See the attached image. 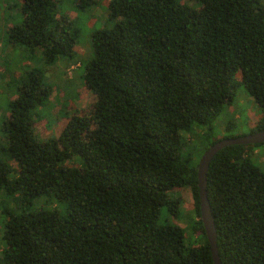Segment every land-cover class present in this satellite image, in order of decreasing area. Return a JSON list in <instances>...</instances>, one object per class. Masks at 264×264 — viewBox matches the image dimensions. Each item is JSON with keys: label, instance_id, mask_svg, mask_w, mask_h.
<instances>
[{"label": "trees", "instance_id": "obj_1", "mask_svg": "<svg viewBox=\"0 0 264 264\" xmlns=\"http://www.w3.org/2000/svg\"><path fill=\"white\" fill-rule=\"evenodd\" d=\"M19 1L22 20L9 28V43L45 67L73 58L77 33L58 0ZM107 20L90 35L83 74L94 100L57 136L34 133L52 91L42 66L24 72L8 104L0 125V264H213L198 161L182 148L194 141L201 156L233 137L225 132L233 122L218 136L213 123L239 83L261 109L248 133L264 129V4L108 0ZM5 73L4 86L13 83ZM184 133L193 140L184 143ZM262 144L228 145L210 162L206 190L222 264H264V169L252 158ZM183 188L193 199V244L181 226L159 220L162 207L180 219Z\"/></svg>", "mask_w": 264, "mask_h": 264}, {"label": "rangeland", "instance_id": "obj_2", "mask_svg": "<svg viewBox=\"0 0 264 264\" xmlns=\"http://www.w3.org/2000/svg\"><path fill=\"white\" fill-rule=\"evenodd\" d=\"M264 4V0H261ZM108 0H96L94 4L80 6L78 0H58L59 14L70 24L77 33L73 58L59 57L54 65L42 66L37 58L24 47L13 46L8 41V30L22 20L19 0H0V72L5 71V77L13 80L12 84L4 86L0 80V125L8 116V104L16 96L19 79L28 69L42 66L46 84L51 88L48 99L37 109L34 116V133L38 139L54 137L64 127L68 116L88 106L94 96L83 82L85 65L93 55L90 35L93 30L110 26L107 20ZM7 79L5 78V81ZM261 109L239 83L236 95L230 104L224 105L220 114L213 123L216 135L224 133L223 128L229 122L227 132L232 136L248 133L250 127L259 118ZM197 128L195 127L194 130ZM200 130V129H199ZM183 142L193 140V135L184 133ZM2 134L0 131V143ZM185 143V142H184ZM183 152L191 154L194 160L199 159L200 149L193 142H187L182 148ZM253 161L264 169V144L258 146L252 154ZM182 197L180 206V219L175 220L172 215L166 216L164 207L160 209V222L169 221L181 226L190 244L194 243L193 236L188 229V223L194 217L193 199L189 188L176 191ZM1 218V216H0Z\"/></svg>", "mask_w": 264, "mask_h": 264}, {"label": "water", "instance_id": "obj_3", "mask_svg": "<svg viewBox=\"0 0 264 264\" xmlns=\"http://www.w3.org/2000/svg\"><path fill=\"white\" fill-rule=\"evenodd\" d=\"M264 142V129L233 137H225L208 146L201 154L197 163V186L199 194L200 218L207 241L210 246L213 264H222L216 241V229L211 205L207 197L206 178L211 160L222 148L233 144H257Z\"/></svg>", "mask_w": 264, "mask_h": 264}]
</instances>
